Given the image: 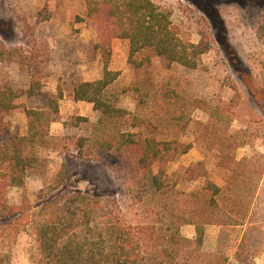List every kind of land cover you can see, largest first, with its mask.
Returning a JSON list of instances; mask_svg holds the SVG:
<instances>
[{"label": "rangeland", "instance_id": "1", "mask_svg": "<svg viewBox=\"0 0 264 264\" xmlns=\"http://www.w3.org/2000/svg\"><path fill=\"white\" fill-rule=\"evenodd\" d=\"M150 1L183 40L202 45L195 68L149 50L131 56L128 40L107 20L96 26L83 0H0V90L16 95L15 107L0 113V144L8 131L26 133V110L45 109L49 96L58 97L55 120L35 149L37 163L22 187L0 186L2 200L34 206L61 174L136 228L142 264H264V0ZM105 70L117 76L101 98L125 112L109 119L74 99L78 84L101 80ZM112 129L188 147L165 166L167 191L152 196L132 156L96 148L93 140ZM157 168L150 165L153 173ZM209 184L235 225H203L196 246L195 225L182 220L205 217ZM22 216L0 209V264H40Z\"/></svg>", "mask_w": 264, "mask_h": 264}, {"label": "trees", "instance_id": "2", "mask_svg": "<svg viewBox=\"0 0 264 264\" xmlns=\"http://www.w3.org/2000/svg\"><path fill=\"white\" fill-rule=\"evenodd\" d=\"M87 17L94 19L96 26L107 20V26L114 30L118 38L128 40L130 55L149 50L155 56L186 68L196 67V57L203 53L202 45L187 42L181 38L172 24L169 14L150 0H83ZM226 43V42H225ZM235 57V56H233ZM117 74L108 70L96 82H82L74 88V99L94 105L102 119L111 118L114 113L125 114L119 108L106 103L101 98L105 88ZM258 103L256 93L249 89ZM16 95L10 90H0V113L13 109ZM58 97L47 98L45 109L26 110V133L7 132V140L0 144V163L5 171L0 177V186L22 187L27 172L37 163L35 149L48 135L49 126L58 112ZM262 107L260 101L258 103ZM128 131H104L93 141L96 148L121 158L129 154L143 169V187L156 193L167 191L163 174L166 164L178 154L187 152L183 144L159 142L153 138L135 139ZM98 141V142H97ZM80 155V154H79ZM157 163V172L150 169ZM59 176V179H58ZM65 175H57L55 183L48 189H41L38 202L34 206H8L0 193V209L21 210L25 224L33 229L39 250L40 264H142L143 258L137 252L136 228L125 227L111 210H107L100 200L102 196L73 186ZM142 186L140 185L139 188ZM213 194L206 201L205 217L195 213L193 219L182 220L183 224L196 227L194 243L203 242V225L211 223L219 226H232V222L215 203L218 188L213 184ZM19 207V208H18ZM12 215V214H10ZM20 216L13 214L14 218ZM207 218L208 220L204 219ZM211 219V220H210ZM228 219V220H226ZM169 242L175 241L173 234ZM136 251V253H135Z\"/></svg>", "mask_w": 264, "mask_h": 264}]
</instances>
